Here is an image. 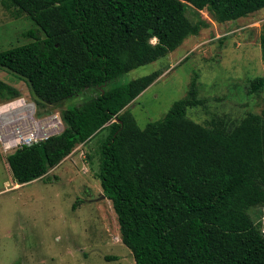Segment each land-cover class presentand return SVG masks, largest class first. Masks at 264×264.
I'll return each mask as SVG.
<instances>
[{"label": "trees", "instance_id": "obj_1", "mask_svg": "<svg viewBox=\"0 0 264 264\" xmlns=\"http://www.w3.org/2000/svg\"><path fill=\"white\" fill-rule=\"evenodd\" d=\"M37 29L0 51V68L23 79L38 105L60 106L65 128L6 157L17 185L38 180L106 126L99 151L103 196L111 201L121 243L135 264H264V231L250 211L264 209V109L204 127L186 118L204 106L197 74L166 115L140 129L126 106L160 75L109 85L167 56L207 26L191 23L189 5L216 23L247 17L264 0H3ZM41 33V36L39 35ZM264 69V32L259 38ZM247 95L264 93V76ZM20 97L0 80V100ZM117 260L108 257L107 261Z\"/></svg>", "mask_w": 264, "mask_h": 264}, {"label": "rangeland", "instance_id": "obj_2", "mask_svg": "<svg viewBox=\"0 0 264 264\" xmlns=\"http://www.w3.org/2000/svg\"><path fill=\"white\" fill-rule=\"evenodd\" d=\"M2 1L0 51L27 43L29 39L23 34L37 29L26 15L16 17L6 10ZM185 14L191 23L203 20L207 26L167 56L133 69L109 85L161 72L123 111L144 129L162 119L172 104L186 95L197 74L198 98L204 106L188 109L187 119L210 128L220 120L235 122L248 113L260 114L264 93L247 95L245 87L249 80L264 76L259 46L264 8L226 23H216L206 10L189 5ZM0 80L20 93L13 101L0 100V107L24 100L36 124H48L52 129V119L60 120L54 134L65 128L62 114L66 107L95 95L88 90L60 106H41L23 79L0 68ZM108 133L106 126L44 176L24 185L15 183L6 162L17 148L5 150L4 140H0V264H135L131 252L121 243L111 201L101 198L103 193L94 176ZM250 216L264 229V209L253 208ZM108 257L117 260L107 261Z\"/></svg>", "mask_w": 264, "mask_h": 264}, {"label": "bare ground", "instance_id": "obj_3", "mask_svg": "<svg viewBox=\"0 0 264 264\" xmlns=\"http://www.w3.org/2000/svg\"><path fill=\"white\" fill-rule=\"evenodd\" d=\"M29 110L30 108L24 100H17L0 107V140H4L6 147L17 143L28 126L35 127L36 123ZM44 128L48 132L52 131L48 124H45ZM9 134L10 137H8Z\"/></svg>", "mask_w": 264, "mask_h": 264}, {"label": "built area", "instance_id": "obj_4", "mask_svg": "<svg viewBox=\"0 0 264 264\" xmlns=\"http://www.w3.org/2000/svg\"><path fill=\"white\" fill-rule=\"evenodd\" d=\"M52 131L48 132L44 128V126L36 124L35 127L28 126L27 129H25L23 132L24 134L20 137L21 139L15 143L12 146L6 147L4 144V149H10L12 147L19 148L21 146H27L30 147L32 145H35L39 142H43L47 140L48 137L52 136L54 132H57L60 128L61 122L56 117L52 119ZM54 123V124H53ZM56 130V131H55ZM55 135V134H54ZM264 231V229H263Z\"/></svg>", "mask_w": 264, "mask_h": 264}, {"label": "water", "instance_id": "obj_5", "mask_svg": "<svg viewBox=\"0 0 264 264\" xmlns=\"http://www.w3.org/2000/svg\"><path fill=\"white\" fill-rule=\"evenodd\" d=\"M101 198H105V196H101Z\"/></svg>", "mask_w": 264, "mask_h": 264}]
</instances>
